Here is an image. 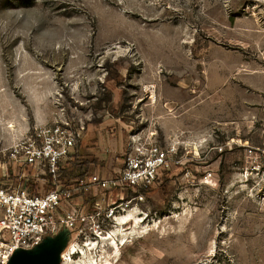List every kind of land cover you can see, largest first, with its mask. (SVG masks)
<instances>
[{"label": "rangeland", "instance_id": "1", "mask_svg": "<svg viewBox=\"0 0 264 264\" xmlns=\"http://www.w3.org/2000/svg\"><path fill=\"white\" fill-rule=\"evenodd\" d=\"M64 119L86 128L65 184L178 151L143 202L75 199L113 206L76 242L98 264H264V0H0V163Z\"/></svg>", "mask_w": 264, "mask_h": 264}, {"label": "built area", "instance_id": "2", "mask_svg": "<svg viewBox=\"0 0 264 264\" xmlns=\"http://www.w3.org/2000/svg\"><path fill=\"white\" fill-rule=\"evenodd\" d=\"M85 129L84 122L68 119L37 126L7 150L0 163V264H8L16 250L31 249L63 228L71 233L68 246L88 235L100 237L113 206L108 215L98 200L79 204L75 199L100 191L109 196L129 191L135 194L133 200L143 202L159 173L180 163L177 150L154 145L145 153L136 148L113 176L90 174L65 184L64 165Z\"/></svg>", "mask_w": 264, "mask_h": 264}, {"label": "water", "instance_id": "3", "mask_svg": "<svg viewBox=\"0 0 264 264\" xmlns=\"http://www.w3.org/2000/svg\"><path fill=\"white\" fill-rule=\"evenodd\" d=\"M70 231L60 230L55 236H47L31 249H18L8 264H62L61 255L67 251Z\"/></svg>", "mask_w": 264, "mask_h": 264}, {"label": "bare ground", "instance_id": "4", "mask_svg": "<svg viewBox=\"0 0 264 264\" xmlns=\"http://www.w3.org/2000/svg\"><path fill=\"white\" fill-rule=\"evenodd\" d=\"M125 212L127 214L123 216L122 218H120L121 224L128 223L131 220L132 213H134L132 210H126ZM105 241H107L108 244H110L113 247L115 255H118L119 244H117L116 240L112 236H107V237H102L98 241V243H104ZM126 242H127L126 240L122 239L120 242V245H125ZM96 244L97 243L93 241L89 242L87 244V247L84 246L87 248L84 250V248H80L79 246L77 247L76 243H71L67 252L65 253L64 264H98L97 256H90L86 253V251L92 250ZM75 254H80L79 260L76 262L72 260V255H75ZM102 264H106V263H102Z\"/></svg>", "mask_w": 264, "mask_h": 264}, {"label": "trees", "instance_id": "5", "mask_svg": "<svg viewBox=\"0 0 264 264\" xmlns=\"http://www.w3.org/2000/svg\"><path fill=\"white\" fill-rule=\"evenodd\" d=\"M90 162L84 161L83 163L79 164V167L76 171V175L78 178H85L87 176V171L89 168ZM64 171V169H63ZM169 172V170H163L159 173V179L164 178V176Z\"/></svg>", "mask_w": 264, "mask_h": 264}, {"label": "crops", "instance_id": "6", "mask_svg": "<svg viewBox=\"0 0 264 264\" xmlns=\"http://www.w3.org/2000/svg\"><path fill=\"white\" fill-rule=\"evenodd\" d=\"M106 161H107V160H106ZM108 162H110V160H108ZM105 163H106V162H105ZM107 165H109V164L107 163ZM102 174H103L104 176H110V175H108V174L106 173V170H105V169H103Z\"/></svg>", "mask_w": 264, "mask_h": 264}]
</instances>
